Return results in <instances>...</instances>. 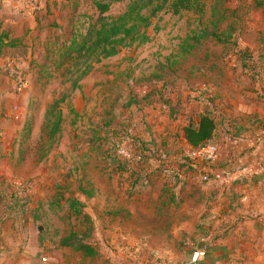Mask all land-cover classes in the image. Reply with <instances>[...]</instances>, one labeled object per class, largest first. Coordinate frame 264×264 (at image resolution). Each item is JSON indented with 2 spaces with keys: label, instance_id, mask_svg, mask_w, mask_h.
<instances>
[{
  "label": "rangeland",
  "instance_id": "obj_1",
  "mask_svg": "<svg viewBox=\"0 0 264 264\" xmlns=\"http://www.w3.org/2000/svg\"><path fill=\"white\" fill-rule=\"evenodd\" d=\"M127 1L112 2L103 15L116 16ZM203 1L200 14L159 12L147 27V41L95 63L72 89L70 72L55 59L61 44L97 17L93 0H0L4 27L27 46L0 60V264H98L100 255L60 244L70 231L92 241L107 214H141L127 228L140 226L156 242L168 232L177 249L189 248L197 230L212 221L199 203H210L207 185L213 179L203 181L189 165L202 172L208 162L179 130L195 113L200 91L212 90L213 67L231 65L225 59L229 45L212 35L197 42L189 36L211 31L216 20L225 35L251 9L258 19L264 2ZM61 96L58 140L41 147L47 106ZM133 138L150 153L148 175L134 186L133 177L108 162L117 151L125 155ZM71 198L84 202L81 212L92 215V226L69 208ZM152 253L167 264L158 250Z\"/></svg>",
  "mask_w": 264,
  "mask_h": 264
},
{
  "label": "crops",
  "instance_id": "obj_2",
  "mask_svg": "<svg viewBox=\"0 0 264 264\" xmlns=\"http://www.w3.org/2000/svg\"><path fill=\"white\" fill-rule=\"evenodd\" d=\"M257 8L258 19L253 18L256 11L251 9L241 23H233L237 45L247 50L251 60L242 65L233 55L226 58L227 52L225 59L231 65L213 67L216 81H212L210 91L218 116L212 142L217 145L218 157L212 165L222 175L207 185L211 189L210 203H199L204 212L210 211L205 219L212 217L195 234L196 240L207 241L205 255L192 263L190 247L175 248L168 242V232L164 233V241L156 242L140 226L127 228L130 219L141 214L125 211L128 215L124 218L126 213L122 212L103 215V225L93 236L101 251L98 264H135L157 250L167 264H264V170L247 175L225 173L228 166L238 161L264 159V138L254 142L257 134H264V9ZM4 24L6 20L0 18V32L7 30L14 35L13 29L5 28ZM195 102L191 118L201 110V102ZM189 120L182 122L179 132L183 142L195 151L196 147L186 142L183 133Z\"/></svg>",
  "mask_w": 264,
  "mask_h": 264
},
{
  "label": "trees",
  "instance_id": "obj_3",
  "mask_svg": "<svg viewBox=\"0 0 264 264\" xmlns=\"http://www.w3.org/2000/svg\"><path fill=\"white\" fill-rule=\"evenodd\" d=\"M114 1L119 0H93L95 8L98 11L97 17L88 23L83 33L72 36L59 47V56L55 59V64L57 67L63 66V70L70 72L69 78L72 89L79 86V79L86 75L95 63L117 54L124 46H131L147 41L149 39L147 27L151 25L152 18L159 12L180 14L182 11L187 10L200 14L205 10L203 0H128L124 9L116 16L107 17L103 15ZM260 1L257 0L256 2L255 0V4L262 5L264 0ZM219 22L216 20L212 23L213 28L211 31L210 29L209 31L203 29L200 35L191 34L189 38L197 42L204 35H212L221 44L229 45L228 50L230 53L228 51L229 55L227 54L226 58H231V55H233L234 59L240 61L242 65H244L245 61H250L251 58L247 50L237 45L235 25H230L228 27L230 29L229 32L223 35V31L216 29ZM26 48L27 46L21 37L12 36L7 30L0 32V57L12 56L11 54L16 50L22 49L26 51ZM256 69L261 71V67L259 66H256ZM208 94L201 91L198 97L195 98V100L201 102V110L195 118H191L183 126L184 138L192 147H198L206 142H212L214 137L213 133L217 122L214 112L217 109L214 105L212 91H209ZM62 101H64V96L54 99L47 106L40 128L41 147L45 144L49 147L58 140L60 124L63 120L60 106V102ZM26 129L29 131L28 125ZM263 138L264 134H257L254 137V142L259 143ZM131 141L132 145L127 149L129 156L118 153L117 151L112 157V160L108 162L111 161V166L116 167L121 173H126L127 177H133L130 180V184L134 186L138 178H144L146 176L145 174L148 175L146 173V167L150 153L144 149L142 146L144 141L140 138H133ZM46 152L47 149L42 150L39 159L43 158ZM240 163L243 162L238 161L236 165ZM152 172H155V170ZM82 206H84V202L78 198H71L69 200V208L76 215L82 213ZM82 214L86 222L92 226L94 220L90 213L83 211ZM91 233H93L92 230ZM76 236L75 231H70L68 235L61 239L60 245H71L78 252L91 257L101 255L99 245L94 239L93 234L91 235L92 241H85ZM189 246L191 251L189 253L190 259L195 247L204 246L207 251L208 245L206 239L200 238L199 240H193Z\"/></svg>",
  "mask_w": 264,
  "mask_h": 264
},
{
  "label": "built area",
  "instance_id": "obj_4",
  "mask_svg": "<svg viewBox=\"0 0 264 264\" xmlns=\"http://www.w3.org/2000/svg\"><path fill=\"white\" fill-rule=\"evenodd\" d=\"M201 93V91H200ZM199 93V94H200ZM198 94V95H199ZM215 117L218 116L217 111L214 112ZM197 156H200L207 160L208 163L203 166V171L201 172L198 165H192L193 163H190V168L195 171L199 172L200 176L203 180L207 181L210 177H212L213 180H217L222 174L218 172V169H216V166L212 165L213 162L218 157V148L216 143L214 142H206L195 149ZM121 153V152H120ZM125 155L129 156V153H124ZM264 170V159H259L256 162H243L238 165H230L228 166L227 170L225 171L227 176L231 175H247L250 173H254L256 171H263ZM205 247L199 246L195 247L192 251L190 261L192 263L197 262L201 257L205 255ZM135 264H166L163 263L155 258H151V255L147 256L145 259H143L140 262H135Z\"/></svg>",
  "mask_w": 264,
  "mask_h": 264
},
{
  "label": "water",
  "instance_id": "obj_5",
  "mask_svg": "<svg viewBox=\"0 0 264 264\" xmlns=\"http://www.w3.org/2000/svg\"><path fill=\"white\" fill-rule=\"evenodd\" d=\"M39 228H41V227H39Z\"/></svg>",
  "mask_w": 264,
  "mask_h": 264
}]
</instances>
